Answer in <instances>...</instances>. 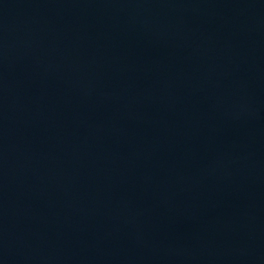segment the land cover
Segmentation results:
<instances>
[{
  "label": "water",
  "instance_id": "water-1",
  "mask_svg": "<svg viewBox=\"0 0 264 264\" xmlns=\"http://www.w3.org/2000/svg\"><path fill=\"white\" fill-rule=\"evenodd\" d=\"M0 264H264V0H0Z\"/></svg>",
  "mask_w": 264,
  "mask_h": 264
}]
</instances>
